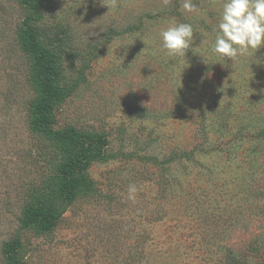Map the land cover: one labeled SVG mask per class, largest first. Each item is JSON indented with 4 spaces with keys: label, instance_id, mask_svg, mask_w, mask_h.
<instances>
[{
    "label": "rangeland",
    "instance_id": "374dc122",
    "mask_svg": "<svg viewBox=\"0 0 264 264\" xmlns=\"http://www.w3.org/2000/svg\"><path fill=\"white\" fill-rule=\"evenodd\" d=\"M182 3L0 0V264H264V47L212 53L224 0ZM173 23L193 27L185 56L161 48ZM27 37L53 55L52 129L74 145L35 127Z\"/></svg>",
    "mask_w": 264,
    "mask_h": 264
},
{
    "label": "clouds",
    "instance_id": "9594fccd",
    "mask_svg": "<svg viewBox=\"0 0 264 264\" xmlns=\"http://www.w3.org/2000/svg\"><path fill=\"white\" fill-rule=\"evenodd\" d=\"M111 2L115 5V0ZM164 3L167 4L168 0ZM182 9L189 13L199 11L192 0H183ZM159 35L161 48L167 55L185 56L194 33L191 24L173 23ZM261 47H264V0H224L211 52L235 59L252 51L257 52ZM136 192V186L130 184L129 198L134 199Z\"/></svg>",
    "mask_w": 264,
    "mask_h": 264
},
{
    "label": "trees",
    "instance_id": "16d2710c",
    "mask_svg": "<svg viewBox=\"0 0 264 264\" xmlns=\"http://www.w3.org/2000/svg\"><path fill=\"white\" fill-rule=\"evenodd\" d=\"M37 19H38V14ZM30 38V39H28ZM33 37H27L26 42L31 48L32 53H36L37 63V80L39 84V102L36 104L34 113L37 117V122L35 127L37 130L43 131L46 135L51 136L57 140L63 141V143H70L72 145L79 142L78 136L75 135L72 130L65 133L54 132L52 127L54 125V110L56 103L60 100L59 89L57 88V66L54 61L53 55L47 53L43 50L37 49L36 45L32 43ZM36 48V49H34ZM85 165L84 161L81 158V155L78 154L74 156L70 162H67L65 167H67V175L63 179L62 183V192L65 195H68L72 198L73 191L77 187L76 175L80 168H83ZM55 215L43 216L39 212L30 211L25 216V223L27 225H35L36 228L40 231H50L54 228L56 222ZM18 243L11 245L9 251L12 255L16 253L18 249ZM11 261L14 262V259L11 258ZM15 264V262L13 263Z\"/></svg>",
    "mask_w": 264,
    "mask_h": 264
}]
</instances>
